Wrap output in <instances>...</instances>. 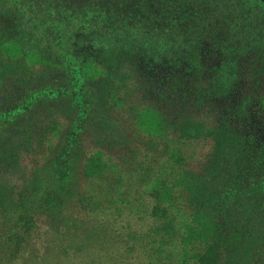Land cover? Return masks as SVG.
Returning a JSON list of instances; mask_svg holds the SVG:
<instances>
[{
  "label": "trees",
  "instance_id": "obj_1",
  "mask_svg": "<svg viewBox=\"0 0 264 264\" xmlns=\"http://www.w3.org/2000/svg\"><path fill=\"white\" fill-rule=\"evenodd\" d=\"M0 264H264V0H0Z\"/></svg>",
  "mask_w": 264,
  "mask_h": 264
},
{
  "label": "rangeland",
  "instance_id": "obj_2",
  "mask_svg": "<svg viewBox=\"0 0 264 264\" xmlns=\"http://www.w3.org/2000/svg\"><path fill=\"white\" fill-rule=\"evenodd\" d=\"M56 1H71V0H56ZM78 1H82V0H78ZM84 1H86V0H84ZM81 256H82V260L85 259V253L81 254Z\"/></svg>",
  "mask_w": 264,
  "mask_h": 264
}]
</instances>
